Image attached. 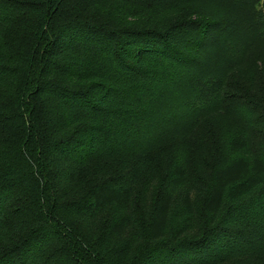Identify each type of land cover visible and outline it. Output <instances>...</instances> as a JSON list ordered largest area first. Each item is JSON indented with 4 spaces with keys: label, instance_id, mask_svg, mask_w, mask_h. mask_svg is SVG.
I'll list each match as a JSON object with an SVG mask.
<instances>
[{
    "label": "trees",
    "instance_id": "obj_1",
    "mask_svg": "<svg viewBox=\"0 0 264 264\" xmlns=\"http://www.w3.org/2000/svg\"><path fill=\"white\" fill-rule=\"evenodd\" d=\"M215 1L0 0V264H226L264 250V151L246 130L228 135L202 214L185 147L141 216L145 162L83 180L220 104L264 37V8L241 30L208 14Z\"/></svg>",
    "mask_w": 264,
    "mask_h": 264
},
{
    "label": "rangeland",
    "instance_id": "obj_2",
    "mask_svg": "<svg viewBox=\"0 0 264 264\" xmlns=\"http://www.w3.org/2000/svg\"><path fill=\"white\" fill-rule=\"evenodd\" d=\"M215 2L216 7L214 10L210 9L208 14L216 19L221 18L231 28L241 30L251 26L257 19L256 13L264 8V0H238L235 7L232 5L233 0ZM180 23L182 22L177 19H171L168 26L172 28ZM247 46L244 57L226 75V92L208 117L199 120L183 135L166 140L148 154L113 161L107 165H93L85 171L84 182L89 183L102 177L110 179L123 176L129 169L145 162L149 169L142 178L135 201L136 212L141 216L142 193L151 188V197H158L178 147H185L188 151V190L195 199L198 211L204 213L202 204L206 188L216 165L223 160V150L230 132L246 130L251 137L254 153L259 155L264 151V37L250 40ZM183 194L184 191H181L178 195L181 197ZM198 226L201 232L203 221ZM200 235L201 233H197L191 239L195 240ZM226 264H264V250Z\"/></svg>",
    "mask_w": 264,
    "mask_h": 264
}]
</instances>
